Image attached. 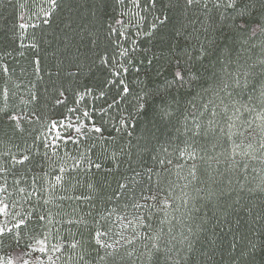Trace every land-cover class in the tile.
<instances>
[{"label": "snow or ice", "instance_id": "6c2138e0", "mask_svg": "<svg viewBox=\"0 0 264 264\" xmlns=\"http://www.w3.org/2000/svg\"><path fill=\"white\" fill-rule=\"evenodd\" d=\"M46 3V8L39 7L27 18L18 16L21 22L17 27L22 31L51 27L61 0ZM115 4L121 6V17L135 18L136 26L146 19L142 13H155L160 5L161 16L153 15L149 29L143 31L148 39L154 37L158 23L164 25L171 19L169 13H176L180 19L173 25L170 40H162L151 50H139L144 54L137 61L136 42L131 51L120 42L121 37L127 38L123 29L132 21L126 24L117 19L115 23L121 29L108 24L105 30L103 18L109 4L108 0H98L93 7L100 15L95 24L82 26L85 35L81 40L86 43L75 51L66 44L63 51H58L55 63L43 68L38 54L43 36H33V42L27 45L37 53L32 60L33 74L39 81L47 76L44 94L36 83H30L17 104V93L10 92L7 82L0 88V145H4L0 151V264H92L86 259L92 252L96 253L97 264H137L145 255L153 264L161 251L167 262L171 260L167 256L171 249L162 248L160 243L164 225H168L169 244L176 239L172 235L175 225L181 227V243L187 249L183 261L188 264L208 219L206 211L200 216L202 210L210 206L213 215L226 218L230 210L238 211L234 206L240 205V193L247 191L264 198V176L255 187H247L249 165L241 164L245 158L258 159L255 152L264 150V80L258 96L253 87L247 101L234 97V93L242 95L248 90L249 77L257 75L255 65L241 64L240 60L243 53L257 47L251 41H258L264 50V0H127L131 6L128 11L123 10L126 0H115ZM10 5L12 0H0V7ZM15 6L26 5L17 2ZM33 17L39 24L33 22ZM21 47L25 45L21 43ZM259 64V75L264 76V59ZM0 71L7 81L15 70L5 62L0 63ZM133 71L135 77L130 81ZM49 92L55 93L57 106H66L70 95L74 104L80 105L88 95L105 101L107 106L100 107V113L115 107L120 108V115L111 124L103 116L97 122L87 109L82 111L83 119L79 114L75 116V122L67 115L50 118L44 111ZM122 104L131 110L121 108ZM257 105L261 109L256 115L260 123L253 129V121L244 120L243 115L256 111ZM218 108L225 114L226 132L217 119ZM80 111L78 107L67 108L70 114ZM196 112L200 116L208 113L206 124L199 121ZM138 118L152 125L145 127L141 136L144 143L139 148L153 154L154 166L141 165L142 171L133 170L128 176L120 172L121 157L131 158V151L109 148L118 139L133 135ZM37 123L47 127L48 134L33 137L29 144L27 137H32L36 131L32 125ZM176 125L183 127L182 133ZM173 128L183 140L169 135ZM256 134L259 149L245 143L248 136ZM210 135L216 140L210 145L197 139L208 141ZM225 136L228 148L223 144ZM83 141L90 143L80 150ZM69 144L76 146V155L67 151ZM97 145L101 148L99 154ZM127 147L130 149L131 144ZM217 147L222 149L218 153ZM259 159L264 164V157ZM201 163L203 175L199 174ZM222 163L228 165L223 171ZM109 176L116 188H112ZM121 200L123 209L130 208L132 213L117 210ZM81 205H87V210ZM254 207H246L245 211L252 216ZM158 213H162L160 227L148 234L142 232L144 228L152 229ZM254 219L264 220V215L257 213ZM196 220L201 223L193 229ZM138 240L151 241V247L144 244L146 252L139 256L135 248ZM249 243L251 247L240 255L247 258L245 264H257V253L264 259V241L259 246ZM13 245L14 253L3 254ZM230 247L237 248L235 237ZM201 256L205 257L202 264H216L214 249L211 253L201 252ZM172 264L181 262L175 260Z\"/></svg>", "mask_w": 264, "mask_h": 264}, {"label": "trees", "instance_id": "16d2710c", "mask_svg": "<svg viewBox=\"0 0 264 264\" xmlns=\"http://www.w3.org/2000/svg\"><path fill=\"white\" fill-rule=\"evenodd\" d=\"M7 0H5V3ZM26 5L24 8L16 7L17 4ZM98 3V0H61V9L57 11L54 22L51 27L41 26V28L32 29L28 28L25 31L20 30L17 25L21 22L18 19V16L23 15L27 18L31 13L37 12L39 7H47L46 0H12V5L7 7H0V57H3L0 60V63H7L10 70L14 69L15 71L12 73L11 77L7 79L0 71V88H3L5 83L7 82V86L11 91H15L17 93V97L14 102L19 103V96L24 95V90L30 83H36L37 88L43 93V89L45 84L47 83V76L44 77L43 81H39L32 70V60L34 56L37 54L35 50L27 47V45L33 42V36L41 39L40 51L39 55L42 58V67L48 68L50 65L55 63L56 55L58 51H63L65 45H69L71 51H75L76 47H80L86 43V41L81 40V36L85 35L82 31V26H90V24L96 23V18L99 13L94 9V5ZM109 7L107 9V14L103 18V22L105 25V30L108 24H112L117 29H121V25L116 24L115 21L117 19H122L126 24L129 20H131V24H128V27L123 29L127 33V38L121 37L120 42L127 47L130 51L133 47V41L136 42L138 46L137 53V61L142 59L143 52L139 50H151L154 46H158L160 42L168 41L172 38V30L173 25L178 23L180 17L176 13H169L171 19L164 25H160L158 22V30L155 32L154 37L152 39H148L143 36V31L149 29L151 23L153 22V15L161 16L160 5H157V10L155 13H142L146 16V19L141 23V25L136 26L135 18L132 16H120L121 6L115 4V0H108ZM131 8L130 5L126 4L124 6V11H128ZM6 17V19H5ZM33 22L39 24V20H36L35 17L32 18ZM99 25L97 24V27ZM138 31L140 34L138 35ZM46 33V35H44ZM21 43L25 45V47H21ZM251 43H256L257 47L251 48L250 51L243 53L242 58L240 60L241 64L247 65H255L254 72L257 73L255 76H250L249 79L251 83L249 84L248 90L244 91L242 95H238L234 93V97L236 99H242L243 101H247L248 94L253 87H256L258 96L259 86L262 80H264V76L259 75L261 65L259 61L264 59V50L259 47L258 41H251ZM6 52H11V56H5ZM23 52L24 55L21 56L19 53ZM150 56L151 53L148 52ZM235 67V65H233ZM23 70V74H22ZM74 70V69H73ZM135 72L133 71L132 76L129 77V80H134ZM20 85V88L17 89L16 85ZM133 88H136V85L132 84ZM238 92V90H237ZM55 93H48L49 103L48 108L45 109V113L50 118H60L63 115H67L69 117H75L77 114L82 116V111L87 109L90 113H92L97 122H100V117L103 116L105 121H108L110 124L115 123L117 118L120 115V108H113L106 113H100L98 109L100 107H106V103L103 100L93 99L91 96L85 95L84 99L81 101L80 105H75L73 102V98L69 97V100L66 103V106H57L54 103L53 96ZM223 95V93L221 94ZM131 99V98H129ZM108 102H111V96L108 98ZM227 102V98H226ZM0 103H2V99H0ZM199 103V102H198ZM219 103V101H217ZM70 107H78L80 108L79 113L70 114L67 113V108ZM222 107V106H221ZM121 108H127L131 110L129 105L122 104ZM260 106H256V111L252 113H244V120L253 121L252 128L255 129L256 124L260 123L259 120L256 119L257 113L260 111ZM220 112V108L217 109ZM127 114V113H125ZM231 114V109L229 111ZM195 115L199 119L202 124H206L209 119L208 113H205L203 116H200L199 112H196ZM219 123L225 127V132L227 131L226 127V117L223 112H220V116L217 118ZM136 123V128L131 137L125 136L123 139H118L115 144L111 145L109 151L116 150L119 152L121 147H124L125 153L131 151L132 156L129 158L127 155H123L121 157V166L120 172L131 176L133 170L142 171L141 165L152 167L154 166V161L151 158V155L148 152H142L139 148L140 145L144 143V140L141 139L142 134L144 133V129L146 126L152 127V125L148 124V121L144 118H138ZM191 125V121H189ZM180 127V132H183V127L180 125H176ZM33 128L36 129L33 132L32 137H27L28 143H32V139L35 136L39 135H47L48 129L47 127L41 128L40 124L32 125ZM157 136L160 137V140L163 141L164 137L160 135L159 132L156 133ZM170 136H178L180 140H183L184 137L180 133H177L173 128L170 133ZM190 135V134H189ZM247 135V134H246ZM217 136H219V132L217 131ZM201 140V142L215 143L216 140L210 135L208 141H204L203 137L197 138ZM237 142H239V137H236ZM260 138L259 135L256 134L253 136H248L245 140V143H252L255 148L259 149ZM39 143V142H37ZM90 141H83L81 145V149L87 146ZM131 144V148L127 147L128 144ZM153 146L159 147L155 140L152 142ZM223 144L225 148L229 147V143L227 137H223ZM23 146V145H22ZM4 150V145H0V151ZM222 149L217 147V153ZM15 151V148H13ZM41 151L43 149L41 148ZM67 151L71 155L77 154L76 146L69 144L67 146ZM61 155H63L64 149L60 150ZM97 154L101 152V148L97 145L96 148ZM255 155L258 157L256 160H251L249 158H245V161H241V164L247 162L248 167V183L247 187H255L257 183H259L261 176H264V171H260L264 169V164H261L260 157H264V150H258L255 152ZM173 159L175 160V155H173ZM239 159V157H237ZM221 160H224V157L221 156ZM189 163H191L189 161ZM227 163H222L220 165L221 170L227 168ZM257 169V172H253L252 169ZM187 169H185L186 173ZM199 174L203 175V164L201 163V167L199 170ZM117 178H119V173L115 174ZM108 179L112 183V188H116L115 180L112 179L111 176ZM175 179V176H173ZM183 183V181H180ZM81 191H84L81 189ZM179 192V189H177ZM235 195V194H234ZM241 200L240 205L234 206L237 210H230L229 215L226 218H221L213 215V210L209 206L207 209L202 210L200 216L204 215V212H207V222L204 223V232L201 233L200 242L196 244L197 251L192 256V259L189 260L188 264H197L200 262L202 264L205 257L201 256V252L211 253L212 250H215V261L216 264H245L246 257H241L240 252L244 249L250 248L252 243L257 244L258 246L261 244V241H264V220L254 219V216L259 213L264 215V204L261 203V200L264 199L260 197L259 194L252 195L247 191L240 193ZM116 202H113L115 204ZM124 201L121 200L117 206V210L122 214H130L132 213V209L125 210L123 209ZM253 208V215L250 216L247 211H245L246 207ZM84 210H87V205H81ZM177 215H179L177 213ZM162 216V213H158L156 217L152 221V229L149 230L147 228L141 229L142 232L148 234L151 231H155L160 227L159 225V217ZM131 218V216H129ZM239 220L240 223L237 224L236 221ZM201 223L200 220H196L192 227L196 228V225ZM67 227V225H65ZM74 227V226H73ZM163 231L165 235L161 240L162 248L171 249L170 252L167 253V256L171 257L170 261L166 262V257L164 251H161L157 254V258L153 261V264H172L175 260H180L181 264H184L183 257L187 255V249L184 244L181 243L180 233L182 231L179 225H175L173 229L172 235L176 237L175 240L172 241L171 244L168 243L169 236L168 233V225L163 226ZM184 234L187 235L186 229H183ZM234 237L236 238L237 248L233 250L230 245L234 241ZM242 237V238H241ZM144 244H148L151 247V241L148 240H138L135 244V248L137 250V256L140 253H145L146 249ZM16 251V246L13 245L11 249H4L3 254H12ZM86 259L90 260L92 264H97L96 253L92 252L91 256L86 257ZM137 264H149L147 256L145 255L141 259L137 260ZM257 264H264V259H261L259 253H257Z\"/></svg>", "mask_w": 264, "mask_h": 264}, {"label": "rangeland", "instance_id": "374dc122", "mask_svg": "<svg viewBox=\"0 0 264 264\" xmlns=\"http://www.w3.org/2000/svg\"><path fill=\"white\" fill-rule=\"evenodd\" d=\"M70 119H72L75 122V117H69Z\"/></svg>", "mask_w": 264, "mask_h": 264}]
</instances>
